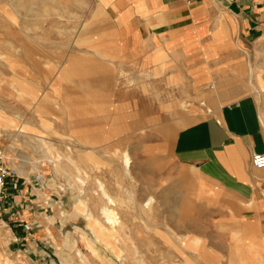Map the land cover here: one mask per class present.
<instances>
[{"label":"rangeland","instance_id":"obj_1","mask_svg":"<svg viewBox=\"0 0 264 264\" xmlns=\"http://www.w3.org/2000/svg\"><path fill=\"white\" fill-rule=\"evenodd\" d=\"M104 1L0 0V108L7 117L19 110L28 121L16 150L28 156L36 148L38 159L11 160L27 172L0 204V264H264V244L242 257L236 246L248 248L251 233L210 215L188 183L193 172L171 158L173 136L214 113L218 105L207 94L213 88L183 86L168 55L156 53L146 69L125 53ZM13 129L0 127V146L16 158L7 150L15 140L3 134L14 136ZM36 138L51 144L56 169L41 159L46 148ZM77 177L87 182L82 188ZM97 179L118 200L123 224L114 242L105 238L108 247L97 242L93 223L61 214L85 215L75 207L80 198L103 221Z\"/></svg>","mask_w":264,"mask_h":264},{"label":"crops","instance_id":"obj_2","mask_svg":"<svg viewBox=\"0 0 264 264\" xmlns=\"http://www.w3.org/2000/svg\"><path fill=\"white\" fill-rule=\"evenodd\" d=\"M104 3L114 12L124 52L140 57L146 69L150 57L163 49L175 63L171 71L184 75L183 86L213 88L216 83L219 97L207 93L208 101L218 105L214 113L173 136L171 158L193 172L188 183L204 209H212L210 215L251 233L248 248L236 246L245 256L264 244V169L252 163L254 153H264V0ZM160 146L154 143L155 149ZM61 214L83 217L89 227L84 214Z\"/></svg>","mask_w":264,"mask_h":264},{"label":"bare ground","instance_id":"obj_3","mask_svg":"<svg viewBox=\"0 0 264 264\" xmlns=\"http://www.w3.org/2000/svg\"><path fill=\"white\" fill-rule=\"evenodd\" d=\"M157 52H158L157 54H159L160 56L164 55V51L162 49H159ZM215 84L213 85L214 87L211 90L210 95H215V96L219 97V92H218V89H217ZM218 99H220V98H218ZM34 104H36V103H34ZM36 105H38V104H36ZM185 105H186L185 102H183L182 106L186 107ZM202 105H206V102H202ZM45 120L46 121H44L43 124L49 125L50 124L49 120H47V119H45ZM27 122L28 121H25V119L23 118V116H22V114L20 113L19 110L14 114V117H7L6 115H4V112L1 111V108H0V127L3 129V132H7L8 130L13 129V128H14L13 130L16 131V134L14 136H11L9 134L3 133L11 141L15 140L13 144L7 146V150L9 149L13 153H15L17 151V154L15 153L17 155L16 158H12L11 155L9 153H7V156H8L10 161L11 160L14 161V160L20 159L21 161H23V163H27V162L33 163V162L38 160L35 157L36 148L32 149V150H34V154H30L28 156L25 155L24 153H20L19 150H16V148H18L20 146L19 143H18L19 140L17 139V135L20 136L19 134H22L24 132V130L21 128V125L23 126ZM35 142H37V144L42 143L45 146V148H46V149H43V153L40 156L41 159L48 158L49 161L53 164V166H55V169H56L57 165L54 164V161L51 158L52 156H53V158L55 157L53 154H51V144H49L46 140H44L42 138H36ZM68 148L71 149V147H68ZM58 157H60V155H58ZM122 161H123L124 173L127 176H130V167H131L130 162H131V158H130L128 152H126V151L123 152ZM17 169H18V173L21 176H24L26 174V172H27V170H24V169H19V168H17ZM76 180L79 183V185L81 186V188H82V186H84L87 183L86 180L84 178H82V177H77ZM97 184H98V191L100 192V196L102 197V199L105 200V204L101 207L103 221L100 220L97 217L92 216V214L88 210H85L86 209V205L84 204V200L83 199H80V198L78 199L77 198L78 200H77V202L75 204V207L78 210H80L83 213H85V215L87 216L89 222L93 223L94 226H91V229L93 230V232L95 234L97 242L102 243L103 245L108 247L109 243L105 242L106 241L105 238H107V239H109L111 241L113 240V242H114V240H116L117 237L120 234V229H123V224H122V222L120 220V216H119L118 212L115 209V207H117V205H118V203H117L118 200L115 198V196H113L107 190L106 184L102 180L97 179ZM80 192H81V194L84 193L82 190H80ZM152 203H153V197L148 198L146 200V202L144 203V208L149 210L151 205H152ZM7 233L8 232H6V234ZM81 239H82L83 242L87 241V238H86V236L84 234H82ZM103 242H105V244ZM88 243H89L91 248L94 247L93 244H90V242H88ZM110 246H111V248H113V251L116 254V257H118L119 259L122 258L121 254H122L123 251L118 250L113 243ZM207 256H209V255L207 254ZM205 259H206V257H205ZM207 259H209V257ZM198 262H199V260H198ZM6 264H9V262L6 261Z\"/></svg>","mask_w":264,"mask_h":264},{"label":"built area","instance_id":"obj_4","mask_svg":"<svg viewBox=\"0 0 264 264\" xmlns=\"http://www.w3.org/2000/svg\"><path fill=\"white\" fill-rule=\"evenodd\" d=\"M252 163L255 168L264 169V153H254ZM19 177L18 169L11 165L6 150L0 146V204L11 197L10 191Z\"/></svg>","mask_w":264,"mask_h":264}]
</instances>
